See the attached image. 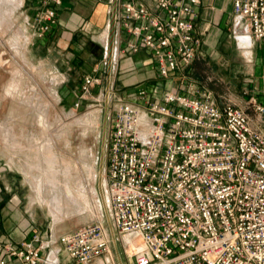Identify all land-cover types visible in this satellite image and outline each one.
I'll use <instances>...</instances> for the list:
<instances>
[{"label":"built area","instance_id":"built-area-1","mask_svg":"<svg viewBox=\"0 0 264 264\" xmlns=\"http://www.w3.org/2000/svg\"><path fill=\"white\" fill-rule=\"evenodd\" d=\"M62 3L35 0L30 23L40 35L55 26ZM110 3L118 10L110 8L102 37L104 70L115 72L123 55L142 49L162 79L192 66L201 0ZM232 4L234 28L244 26L251 49L264 47V0ZM97 72L85 75L82 94L101 84ZM154 94L101 93L117 100L104 178L108 223L92 220L60 234L61 249L80 264H120L113 244L128 264H264V104L253 97L251 115L230 101L220 105L208 88ZM49 243H7L0 264L9 257L41 264Z\"/></svg>","mask_w":264,"mask_h":264},{"label":"rangeland","instance_id":"rangeland-1","mask_svg":"<svg viewBox=\"0 0 264 264\" xmlns=\"http://www.w3.org/2000/svg\"><path fill=\"white\" fill-rule=\"evenodd\" d=\"M16 2L17 0H8L4 5L6 11L14 7ZM34 2L35 0H23L18 9L11 15H6V22L9 24H0V134L4 130V133H13L12 126L17 127V131L25 129L28 134L37 133V119L46 105L50 112L49 118L59 115L68 123L80 120L73 123L70 129L65 128V132H61L56 150L60 157L75 156L73 162H70L71 167L74 170L80 167L71 185L74 199L65 187L53 191L63 195L61 200L58 198L59 214L67 212L57 222L49 205L40 201L42 199L31 183L36 173L31 175L27 172L26 155L18 153L14 156L1 140L0 184L7 187L8 198L13 197L19 205L22 219L31 221L43 231L49 229L51 233L52 230L58 237L92 220H104L108 223L104 178L111 126L109 116L117 100L108 101L107 97L101 95L104 90L97 93L91 91L86 95L92 100L76 106L79 102L76 98L81 100L84 95L79 88L83 82V74L77 66L69 70L65 77L61 76V48L53 44L47 45L43 41L46 34L40 35L30 23L36 7ZM234 24V15H231L225 38L217 39L209 47L210 50L201 55L196 67V77L214 93L220 105L230 101L254 115L252 98L259 95L264 102V93L260 90L264 91L260 87V83L264 85V47L257 43L251 50L248 46H242L240 38L244 36L245 28L241 25L235 29ZM214 40L213 38L212 41ZM252 50L254 56L248 53H253ZM104 81L106 80L99 84L101 87L107 86ZM60 162L64 165L61 158ZM62 179L64 182L63 176ZM78 182H83L87 188L85 198L80 195L77 197L76 193L80 188L79 184L76 187ZM92 187H95L96 195L90 191ZM119 246L124 252V248L120 244Z\"/></svg>","mask_w":264,"mask_h":264},{"label":"crops","instance_id":"crops-1","mask_svg":"<svg viewBox=\"0 0 264 264\" xmlns=\"http://www.w3.org/2000/svg\"><path fill=\"white\" fill-rule=\"evenodd\" d=\"M110 8L115 12L118 10L117 5H112L110 0H63L62 5L56 7L57 22L52 30L43 37V41L47 45L53 44L55 47L61 48L59 57L61 76L65 77L69 70L77 66L83 77L98 69L96 74H102L107 86L96 85L91 91L97 93L114 87L118 94L124 97H133L142 89H148L152 96L155 95V91L156 95H160L169 88L178 89L187 94L189 87L207 88L203 81L196 77L197 63L201 59V55L210 50L211 44L219 38H225L229 27V18L233 15L232 0H201L200 15L196 21V33L201 40L197 57L186 72H176L170 79L159 77L152 56L144 49L140 52L123 55L115 72L114 70L110 71L109 68L104 70L101 64L102 37L111 17ZM116 30V27H113V36ZM213 38L214 41H212ZM124 45L125 39H122L121 46ZM252 54L254 56V52ZM260 87L264 88L263 83H260ZM260 90L264 93L263 89ZM256 98L264 104L261 96L257 95ZM76 99L82 105L87 103V100H92L86 94L81 100H78V97ZM7 195V187L0 184V260L3 256L2 247L7 243L19 245L23 241H30L33 245L41 247L50 241L49 247L42 249L41 264H80L61 249L56 241L58 237L52 230L51 233L49 229L43 231L31 221L22 219L19 205L13 197L8 198ZM35 234L40 236L39 241L33 239ZM112 246L115 259L120 264H128L121 247L117 244ZM8 263L29 264L16 257H9Z\"/></svg>","mask_w":264,"mask_h":264},{"label":"bare ground","instance_id":"bare-ground-1","mask_svg":"<svg viewBox=\"0 0 264 264\" xmlns=\"http://www.w3.org/2000/svg\"><path fill=\"white\" fill-rule=\"evenodd\" d=\"M7 2L8 0H0V24L2 25L8 23L6 22V15H11L16 9H18L22 5L23 0H17L14 7L9 8L8 11H6L4 6ZM251 43L252 42L246 34L240 38V44L245 47L248 46L249 50H251ZM248 53L252 54L251 51H248ZM1 62L4 63V60L1 59ZM43 109L44 112L37 119V133L28 134L25 129L17 131V127L15 128V126H12L13 133L10 134L4 133L5 128H3L4 132L0 134V140L4 143V146L13 152L14 156L18 153L26 155V165L28 166L27 172L31 175L36 173L34 175V179L32 181L30 179V181L33 183V187L37 189L38 196L42 199L38 200L49 205L54 216V220L57 222L64 218L67 215V212L59 214L60 211L57 210V206L60 205V200L63 198V195L62 193H54L53 191L56 188L65 187L70 197L74 199L71 185L72 182L75 181V174L80 167L77 164V169L74 170L71 167L72 163L70 162L75 159V156H72L71 158H64L58 155L56 151L58 148V141L60 139L61 132H65V128L70 129L73 123L80 122V120L76 119L73 122L68 123L59 115H53L49 118V108L45 105V108ZM86 123L87 122H85V124ZM60 158L63 160L64 165L61 164ZM13 161L15 160L13 159ZM62 176L65 179L64 182ZM83 182L76 183V187H78V184L80 185L78 193H76L78 195L77 197H79V195L80 197H84L85 192H87V188L84 186ZM90 191L93 195H96L97 193L95 187H92ZM45 192H47L46 195L44 194ZM58 198H60V200Z\"/></svg>","mask_w":264,"mask_h":264}]
</instances>
